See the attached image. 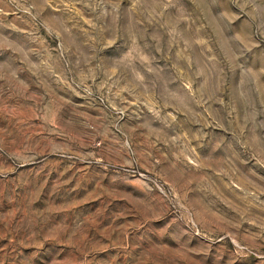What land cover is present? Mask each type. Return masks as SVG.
Instances as JSON below:
<instances>
[{
    "label": "rangeland",
    "instance_id": "rangeland-1",
    "mask_svg": "<svg viewBox=\"0 0 264 264\" xmlns=\"http://www.w3.org/2000/svg\"><path fill=\"white\" fill-rule=\"evenodd\" d=\"M0 264H264V0H0Z\"/></svg>",
    "mask_w": 264,
    "mask_h": 264
}]
</instances>
